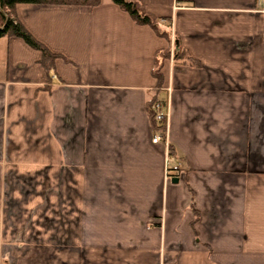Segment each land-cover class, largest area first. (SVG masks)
<instances>
[{"label": "crops", "instance_id": "1", "mask_svg": "<svg viewBox=\"0 0 264 264\" xmlns=\"http://www.w3.org/2000/svg\"><path fill=\"white\" fill-rule=\"evenodd\" d=\"M139 2L169 38L109 0L16 5L63 58L0 38V264H264V5Z\"/></svg>", "mask_w": 264, "mask_h": 264}, {"label": "trees", "instance_id": "2", "mask_svg": "<svg viewBox=\"0 0 264 264\" xmlns=\"http://www.w3.org/2000/svg\"><path fill=\"white\" fill-rule=\"evenodd\" d=\"M105 0H0V38L2 37H18L22 39L30 48L40 53L39 63L46 72L53 67L54 60L63 58L61 55L52 52L44 44L35 39L20 20L15 15V7L17 4H34V5H68V6H86L95 7L103 3ZM118 5L122 10L126 11L136 24L150 26L159 36L169 38V33L158 25V19L148 13L139 0H109ZM164 57L169 56V50L163 54ZM174 58L187 57L194 66H198L199 62L188 56L185 51H174ZM153 77L156 79L157 88L160 87L162 81V73L160 64L156 63L152 71ZM159 103L162 108L165 107V100L160 98L157 93H153L147 104V112L152 124L153 131H164L165 123L156 122L154 119L153 104ZM168 154L173 156L171 146ZM173 169V167H169ZM173 175V174H170Z\"/></svg>", "mask_w": 264, "mask_h": 264}, {"label": "built area", "instance_id": "3", "mask_svg": "<svg viewBox=\"0 0 264 264\" xmlns=\"http://www.w3.org/2000/svg\"><path fill=\"white\" fill-rule=\"evenodd\" d=\"M261 2L264 5V0H261ZM152 107H153V109L155 111V113H154L155 121L156 122H164L165 123V127H166V114H167L166 110L164 108H162L161 105L158 102L154 103ZM163 136H164V131H154V134L152 136L151 141L154 142V143L159 142V141L162 140ZM164 144H165V146L168 149L169 148V144L166 141L164 142ZM171 160H172V156H170L168 154V161H171ZM173 169L176 170L177 167L175 166V167H173ZM168 172H171L169 167H168Z\"/></svg>", "mask_w": 264, "mask_h": 264}, {"label": "rangeland", "instance_id": "4", "mask_svg": "<svg viewBox=\"0 0 264 264\" xmlns=\"http://www.w3.org/2000/svg\"><path fill=\"white\" fill-rule=\"evenodd\" d=\"M173 54H174V52H173ZM174 60H176V58H174V57H172ZM180 58H182V60H183V62H186V63H188L189 65H193L192 63H191V60L190 59H188L187 57H180ZM177 59H179V58H177ZM194 66V65H193ZM161 68V67H160ZM160 88V87H159ZM159 88H157L156 90H155V93H157L158 94V92H159ZM166 128V127H165Z\"/></svg>", "mask_w": 264, "mask_h": 264}, {"label": "water", "instance_id": "5", "mask_svg": "<svg viewBox=\"0 0 264 264\" xmlns=\"http://www.w3.org/2000/svg\"><path fill=\"white\" fill-rule=\"evenodd\" d=\"M177 180H178V179H177L176 177H174V178L172 179L173 182H177Z\"/></svg>", "mask_w": 264, "mask_h": 264}]
</instances>
